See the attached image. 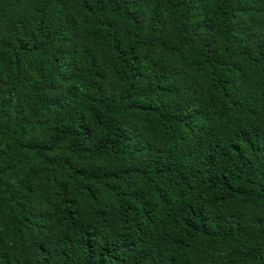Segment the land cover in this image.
I'll return each mask as SVG.
<instances>
[{
    "label": "trees",
    "instance_id": "1",
    "mask_svg": "<svg viewBox=\"0 0 264 264\" xmlns=\"http://www.w3.org/2000/svg\"><path fill=\"white\" fill-rule=\"evenodd\" d=\"M0 264H264V0H0Z\"/></svg>",
    "mask_w": 264,
    "mask_h": 264
}]
</instances>
